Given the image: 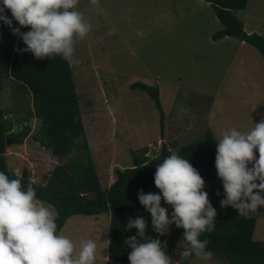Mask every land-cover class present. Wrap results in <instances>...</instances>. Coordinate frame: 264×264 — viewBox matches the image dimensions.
<instances>
[{
  "label": "rangeland",
  "instance_id": "rangeland-1",
  "mask_svg": "<svg viewBox=\"0 0 264 264\" xmlns=\"http://www.w3.org/2000/svg\"><path fill=\"white\" fill-rule=\"evenodd\" d=\"M78 9L92 27L83 40L74 41L70 62L104 189L111 186L117 170L133 167L134 158L143 157L145 149L157 151L178 139L186 144L200 142L209 131L218 141L232 127L248 130L264 119V58L236 38L215 41L222 26L210 4L98 0L93 5L79 0ZM236 15L248 34L264 37V0H249L247 9ZM136 84L160 90L163 114ZM1 94L0 107L12 111L14 120L32 107L31 94L14 81L9 80ZM31 125L34 135L40 121L35 119ZM19 128L16 123L15 131ZM9 141V169L19 177L29 171L33 184H46L55 167L66 161L52 156L32 136L23 145ZM148 154L145 157L150 159ZM204 191L209 192V184L205 183ZM161 206L171 213L163 200ZM249 216L256 218L255 240L264 242V217ZM110 223L111 214L78 216L67 222L63 232L77 246L81 240L96 241V264H119L107 255ZM175 227L171 225L169 234L160 239L172 238ZM176 258L179 264H229L215 255L207 262L190 254Z\"/></svg>",
  "mask_w": 264,
  "mask_h": 264
},
{
  "label": "trees",
  "instance_id": "trees-1",
  "mask_svg": "<svg viewBox=\"0 0 264 264\" xmlns=\"http://www.w3.org/2000/svg\"><path fill=\"white\" fill-rule=\"evenodd\" d=\"M203 1L213 7L222 26L213 37L215 41L236 38L253 46L264 58V37L256 33L248 34L236 15L247 9L249 0ZM5 14L11 18L10 11ZM13 27H19L18 22L13 21ZM29 30L21 28V32ZM24 47L22 40L0 23V96L11 80L32 97V107L16 120L11 117L12 111L0 107V171L10 178L21 179L25 188L30 184L36 190L38 199L54 207L58 230H63L73 217L111 214L108 258L119 264H130V249L125 240L135 235L136 229L126 230L129 218L143 216L148 221L146 236L157 238L151 227L150 214L139 203L137 193L139 190L145 194L151 192L155 187L156 165L176 152L188 159L209 184L208 196L217 210V217L214 231L201 235L202 240H209L208 250L229 264H264V242L255 240L256 218L239 216L233 207L220 206L224 190L215 168L217 140L211 131L200 142L186 144L178 139L170 144L164 143L150 159L145 157L149 151L145 149L143 157L134 158L133 167L116 171L111 186L106 190L92 157L71 62L59 56L38 60L31 53L18 54L16 49ZM135 87L146 92L163 114L157 87L144 84H136ZM35 119L40 121V128L32 135L31 122ZM16 123L20 126L17 132ZM30 136L52 156L66 160L55 167L46 184H33L29 171H24L19 177L8 167V141L12 139L14 145H23ZM257 214L264 217V210ZM183 231L175 227L172 238L166 240V252L176 262L177 255L183 256L187 249Z\"/></svg>",
  "mask_w": 264,
  "mask_h": 264
},
{
  "label": "clouds",
  "instance_id": "clouds-1",
  "mask_svg": "<svg viewBox=\"0 0 264 264\" xmlns=\"http://www.w3.org/2000/svg\"><path fill=\"white\" fill-rule=\"evenodd\" d=\"M97 2L90 0L93 5ZM78 4L79 0H0V23L26 46L17 48L18 54L31 53L38 60L59 56L70 62L74 41L83 40L92 27ZM9 11L11 18L5 14ZM13 21L19 27H13ZM21 28L30 30L21 32ZM215 168L224 190L222 208L231 206L239 216L264 210V119L248 130L224 131L216 142ZM154 185L157 193L139 190L137 195L157 238L146 236L148 221L143 216L129 218L126 230L136 229L125 240L130 264H179L167 254V242L158 238L168 235L171 225L184 230L183 256L191 252L203 262L210 261L209 240L201 235L216 228L217 210L197 169L172 152L156 165ZM162 200L171 213L161 206ZM56 220L53 207L38 199L30 184L25 188L21 179L0 171V264H96V241L81 240L77 246L58 230Z\"/></svg>",
  "mask_w": 264,
  "mask_h": 264
},
{
  "label": "water",
  "instance_id": "water-1",
  "mask_svg": "<svg viewBox=\"0 0 264 264\" xmlns=\"http://www.w3.org/2000/svg\"><path fill=\"white\" fill-rule=\"evenodd\" d=\"M162 134H163L162 139H164V120L162 121ZM7 145L8 146L11 145V142L8 141V144Z\"/></svg>",
  "mask_w": 264,
  "mask_h": 264
},
{
  "label": "built area",
  "instance_id": "built-area-1",
  "mask_svg": "<svg viewBox=\"0 0 264 264\" xmlns=\"http://www.w3.org/2000/svg\"><path fill=\"white\" fill-rule=\"evenodd\" d=\"M160 147V146H159ZM157 151H158V149H157ZM149 154H148V156L150 157V158H152L153 157V153H154V149H150L149 151ZM155 156V155H154Z\"/></svg>",
  "mask_w": 264,
  "mask_h": 264
},
{
  "label": "crops",
  "instance_id": "crops-1",
  "mask_svg": "<svg viewBox=\"0 0 264 264\" xmlns=\"http://www.w3.org/2000/svg\"><path fill=\"white\" fill-rule=\"evenodd\" d=\"M90 226H92L93 229H95V228H94V224H91ZM189 254H190V253H189ZM189 254H188V255H189ZM107 255H108V253H107ZM188 255H187V256H188ZM187 256H185V258H186ZM108 259H109V258H108Z\"/></svg>",
  "mask_w": 264,
  "mask_h": 264
}]
</instances>
